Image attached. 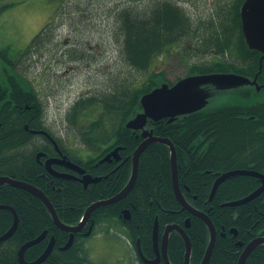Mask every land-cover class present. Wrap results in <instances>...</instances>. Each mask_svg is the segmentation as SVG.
<instances>
[{
  "label": "trees",
  "instance_id": "obj_1",
  "mask_svg": "<svg viewBox=\"0 0 264 264\" xmlns=\"http://www.w3.org/2000/svg\"><path fill=\"white\" fill-rule=\"evenodd\" d=\"M243 2H233L234 13L228 31L235 33V41L230 40V32L224 25L219 27L212 24L204 32L200 27L196 31L201 38L204 35L206 39L211 38L207 40L206 50L215 49L219 54L232 51L235 60L220 58L194 63L190 65L187 75L214 72H236L248 76L258 74V84L264 87L262 52L249 48L242 30L240 8ZM182 10L170 1H162L150 15L122 13L123 50L131 66L138 70L149 68L155 57L166 54L173 44L190 32L188 18ZM50 24L32 39L21 53L20 60L40 46ZM1 54L5 56V52ZM160 75H150L140 86L133 82L122 83V86L101 96L81 98L75 102L70 112L73 122L79 121L83 111L101 107L97 116L80 129L86 148L92 151L86 156L68 147L49 129L39 93L28 78L21 76L20 99L11 89L7 90L5 97L8 105L17 102L22 106L23 117L22 122H12L7 112V140L0 142V172L40 188L63 222L71 226L78 224L90 204L116 195L129 181L133 153L144 137L141 130L127 128L126 122L142 111L141 97L158 86ZM26 105L39 108L38 121L28 119L31 110H27ZM26 123L31 128L52 132L51 135L71 161L102 179L85 187L78 179H63L50 174L42 162L36 161L35 156L39 152L55 154L52 141L46 135L32 134L25 128ZM147 128L153 129L154 135L167 137L175 144L183 194L195 208L208 213L217 229L209 264H238L245 245L253 238L264 235V192L246 204H223L251 194L261 185V180L248 175L232 176L218 187L214 198H210L216 178L223 172L251 168L264 173V101L215 107L206 105L199 111L180 115L172 121L169 118L158 121L149 119ZM2 133L0 130V135ZM116 147H120L121 160L101 163L100 160ZM0 203L12 206L19 216L15 233L0 241V264H20L18 252L21 246L45 230L48 232L46 238L26 250L27 261L37 259L52 236L55 237L54 249L41 264H79L80 261L89 260L82 233L75 234L74 243L69 249H62L70 233L56 225L46 205L33 193L4 184L0 186ZM125 209L130 211L129 220L123 218ZM157 217L160 240L167 225L175 223L185 227L192 242L191 264H200L210 241V231L202 218L193 215L178 201L173 188L171 150L167 144L160 142L150 144L142 153L138 178L128 196L95 209L90 221L96 224L117 218L127 229L131 242L137 247L140 240L144 255L153 258L156 255L153 229ZM187 218H191L189 227L185 225ZM13 221L12 211L0 209V236L9 230ZM241 242L243 246L239 244ZM185 252L181 234L171 232L168 243L171 263L184 264ZM140 262L147 264L142 260ZM159 264L165 263L162 261ZM245 264H264V244L250 253Z\"/></svg>",
  "mask_w": 264,
  "mask_h": 264
},
{
  "label": "rangeland",
  "instance_id": "obj_2",
  "mask_svg": "<svg viewBox=\"0 0 264 264\" xmlns=\"http://www.w3.org/2000/svg\"><path fill=\"white\" fill-rule=\"evenodd\" d=\"M162 1L183 9L190 32L166 54L155 57L149 68L138 70L127 62L123 50L122 13L150 15ZM235 1L0 0V73L6 57L20 59L32 39L51 23L40 46L21 59L20 71L34 81L49 129L68 147L86 156L92 151L86 148L80 129L97 116L101 107L83 111L79 121L73 122L70 112L75 102L101 96L122 83L140 86L152 74L160 73L158 86H165L187 76L194 63L235 60L232 51L219 54L215 49L206 50L209 37L201 38L196 33L199 27L204 32L212 24L224 25L228 31ZM228 32L230 40L235 41V33ZM250 86L247 82L226 85L211 81L197 88L205 94L208 107L264 101V89H256L251 97L239 94L240 89ZM82 242L94 264H136L127 229L117 218L97 224L94 234Z\"/></svg>",
  "mask_w": 264,
  "mask_h": 264
},
{
  "label": "water",
  "instance_id": "obj_3",
  "mask_svg": "<svg viewBox=\"0 0 264 264\" xmlns=\"http://www.w3.org/2000/svg\"><path fill=\"white\" fill-rule=\"evenodd\" d=\"M242 26H243V33L245 37V41L249 48L256 49L262 52L261 59L264 58V0H244L242 6L240 8ZM249 78L245 75L235 73V72H214V73H207V74H191L186 77H183L173 84H168L165 86H157L153 88L150 92L145 93L141 97V105L142 111L138 112L133 118L129 119L126 122V127L132 129L134 131L141 130L142 136L144 140L140 143L137 149L133 153L132 157V172L128 183L125 187L118 192L116 195L93 202L90 204L82 216L80 222L76 225H68L61 220L59 217L53 203L50 201L48 196L38 187L29 184L25 181L12 179L8 176L0 177V185L7 183L15 187L23 188L35 196L40 198L46 207L48 208L50 214L56 225L70 233L69 239L67 243L62 247L63 250L69 249L75 239V234L82 232L83 229L86 227L89 219L93 213V211L99 207L110 205L116 203L125 197L131 192L132 188L134 187L138 174H139V165H140V157L144 150L152 143L160 142L167 144L171 150V165H172V178H173V188L175 195L178 201L183 205L184 208L189 210L193 215H196L204 220L207 224L209 231H210V241L205 253V256L200 264H209L211 260V256L213 253V249L215 247L216 239H217V229L210 219L209 215L205 211H200L195 208L184 196L183 191L179 184V176H178V163H177V150L175 144L171 141V139L167 137H160L154 135L153 129L147 128L148 120L151 119L153 121H158L163 118H169L170 121L174 120L176 117L180 115H185L189 113H193L203 109L207 105V99L205 94L197 88L198 84L205 83V82H218L226 85H236L242 84L247 82ZM258 83V82H257ZM259 88L261 86L259 85ZM36 132V131H35ZM38 132V131H37ZM39 132L45 133L50 135V133L46 130H39ZM51 136V135H50ZM120 147H116L107 155H105L100 162H112L113 160L119 161L121 156L119 154ZM54 162L65 164L66 166L70 167L71 169L79 172L82 176L78 177L74 174L58 172L53 169L52 164ZM47 169L57 175L59 177L65 178H73L79 179L85 187H88L91 183L98 182L102 179L100 176H93L92 174L86 173L85 169L82 168L79 164L67 159L65 157L60 158H48L46 161ZM236 175H252L256 176L261 179L262 184L259 188H257L251 194L237 199L233 201H229L224 203L223 205L227 206H237L241 204H245L258 196H260L264 191V173L252 170V169H235L230 170L227 172H223L218 176L216 179L212 192H211V200L214 198L216 191L219 185L228 179L229 177L236 176ZM0 208H5L12 211L14 215V221L12 226L6 231L4 234L0 236V241H4L10 238L18 228L19 225V216L16 210L10 205H0ZM124 219H130V211L128 209L124 210ZM185 225L189 227L191 225V218H187ZM93 228V222L91 223L90 228L88 229L86 234H90ZM177 231L181 234L184 239L186 252H185V259L184 264H191V253H192V242L187 234L185 227L179 224H169L166 226L164 236L160 242L159 236V220L158 217L156 218L154 229H153V241H154V249L156 256L155 258H147L139 243V255L141 259L145 263L149 264H158L161 260L164 261L165 264H172L169 256H168V241L171 232ZM237 233L236 230H234ZM47 231H43L39 234L36 238L27 241L24 243L18 252V259L20 264H41L43 263L51 254L55 246V237L52 236L47 248L44 252L35 260L27 261L25 258L26 250L39 243L47 236ZM264 244V236H258L252 239L242 251L238 264H245L248 256L250 253L259 245ZM240 245H243L241 242Z\"/></svg>",
  "mask_w": 264,
  "mask_h": 264
},
{
  "label": "flooded vegetation",
  "instance_id": "obj_4",
  "mask_svg": "<svg viewBox=\"0 0 264 264\" xmlns=\"http://www.w3.org/2000/svg\"><path fill=\"white\" fill-rule=\"evenodd\" d=\"M242 30H243V26H242ZM5 59H7L8 61L5 63V65L6 66H3L1 69V71H2V73H0V130H2V135H0V142L1 143H5L6 142V140H7V137H6V133H5V128H6V122H7V117H8V111H9V113H10V121H16V122H22V106L20 105V104H18L17 102L16 103H12V104H10V105H8L7 104V98H5L6 97V95H7V90L8 89H11L12 91H14L15 92V96H17L19 99H20V97L22 96V92L19 90V84H20V81H21V79H22V77L21 76H23V74L22 73H19V71H20V62L18 61V60H20L18 57H16V58H13V59H11V60H9V58H5ZM21 61V60H20ZM21 72V71H20ZM245 76H247L248 78H249V80L247 81V83L248 84H250L251 86L249 87V88H247V89H240L239 91V94H243V96H248V97H251L252 95H253V91H255L256 89H258L259 90V84L257 83L258 82V74H255V76H248V75H245ZM21 77V78H20ZM31 81V80H30ZM32 82V85H33V87H35L34 86V81H31ZM264 86V85H263ZM36 89V88H35ZM261 90H263L264 89V87H262L261 86V88H260ZM37 90V89H36ZM37 92H38V90H37ZM12 101H14V100H12ZM33 110H32V109ZM26 109L27 110H31L28 114V119H30V120H32L33 122H36V121H38V111H39V108L38 107H36V105L35 106H29V105H26ZM37 124V123H36ZM25 125V128L28 130V131H30L32 134H43V135H46L51 141H52V144H53V146H54V148H55V154H48V153H46V152H39L38 154H36V156H35V158H36V161L37 162H42L44 165H45V168H46V170L50 173V174H52L53 176H55V177H58V178H63V179H69V178H65V177H59V176H57V175H54L53 173H51L48 169H47V166H46V161H47V159L48 158H52V157H54V158H60V159H62V157H65V158H67V159H69L68 158V156H67V154H65L64 152H63V150L61 149V147H60V145H59V143H58V141L54 138V136H52L51 135V133H50V135H47V134H45V133H42V132H39V130H41V129H37V128H31L30 127V125L28 124V123H26V124H24ZM36 131V132H35ZM38 131V132H37ZM39 139L37 138L36 139V141H38ZM111 152V151H110ZM108 154V153H107ZM106 154V155H107ZM121 160V159H120ZM119 160V161H120ZM114 161V160H113ZM52 167H53V169L54 170H56V171H58V172H64V173H70V174H74V175H76V176H78V177H81L82 175L79 173V172H77V171H75V170H73V169H71L70 167H68V166H66L65 164H61V163H57V162H54L53 164H52ZM244 169H251V168H244ZM252 170H254V169H252ZM230 171V170H229ZM257 171V170H256ZM86 172V171H85ZM227 172V171H226ZM260 172V171H259ZM87 173V172H86ZM222 174V173H221ZM3 176H8V177H10L9 175H6V174H4V173H1L0 172V177H3ZM248 176H252V175H248ZM254 177H256V176H254ZM10 178H12V179H15V178H13V177H10ZM218 178V177H217ZM216 178V179H217ZM230 178V177H229ZM70 179H73V178H70ZM260 179V178H259ZM17 180V179H16ZM79 180V179H78ZM227 180V179H226ZM261 180V179H260ZM21 181H24V180H21ZM80 181V180H79ZM26 182V181H25ZM81 182V181H80ZM224 182V181H223ZM222 182V183H223ZM27 183H29V182H27ZM128 183V182H127ZM221 183V184H222ZM4 184H7V183H4ZM4 184H1L0 186H2V185H4ZM30 184V183H29ZM220 184V185H221ZM261 184H262V181H261ZM10 185V184H9ZM219 185V186H220ZM12 186V185H11ZM214 186V185H213ZM261 186V185H260ZM259 186V187H260ZM258 187V188H259ZM19 188V187H18ZM23 189V188H22ZM213 189V188H212ZM264 192V191H263ZM126 198V197H125ZM40 199V198H39ZM254 200V199H253ZM233 201V200H232ZM252 201V200H251ZM229 202V201H228ZM250 202V201H249ZM44 203V202H43ZM248 203V202H247ZM114 204V203H113ZM246 204V203H245ZM0 205H7V204H2V203H0ZM242 205V204H241ZM223 206H227V205H223ZM237 206H239V205H237ZM0 209H5V208H0ZM199 210V209H198ZM201 211V210H200ZM123 213H124V211H123ZM208 214V213H207ZM130 217H131V215H130ZM91 218V217H90ZM123 218H124V214H123ZM107 220V219H106ZM104 221V220H103ZM103 221H101V222H103ZM93 222V228H92V231H91V233L90 234H86L87 233V231H88V229L90 228V226H91V223ZM101 222H99V223H101ZM99 223H96L95 224V222L94 221H90V219H89V222L87 223V225H86V227L83 229V231L82 232H79V233H82L83 234V240L85 241V239L87 238V237H89V236H92L93 234H94V232H95V226L97 225V224H99ZM166 229V228H165ZM164 232H165V230H164ZM48 234V233H47ZM217 235H218V232H217ZM163 236H164V233L162 234V236H161V240H162V238H163ZM261 236H264V235H261ZM170 237V236H169ZM258 237V236H257ZM46 238V237H45ZM52 238V237H51ZM256 238V237H255ZM254 239V238H253ZM51 240V239H50ZM129 240H130V246H132V249L134 250V253H135V257H136V264H141V262H140V260H142L141 259V257H140V255H139V246L137 245V247H136V245H134V243L133 242H131V239H130V237H129ZM161 240H160V242H161ZM251 241V240H250ZM249 241V242H250ZM248 242V243H249ZM168 243H169V241H168ZM243 243V242H242ZM247 243V244H248ZM240 244V243H239ZM246 244V245H247ZM139 245H140V243H139ZM243 245H244V243H243ZM243 245H241V246H243ZM245 245V246H246ZM84 246H85V242H84ZM140 247H141V245H140ZM245 248V247H244ZM131 249V250H132ZM244 250V249H243ZM132 254H133V252H132ZM156 256V255H155ZM168 256H169V253H168ZM153 258H155V257H153ZM143 261V260H142ZM163 260H161L160 262H162ZM144 262V261H143ZM159 262V263H160ZM164 262V261H163ZM133 263H134V260H133ZM158 263V264H159ZM79 264H94L93 262H91V260L89 259V260H83V261H80L79 262ZM135 264V263H134ZM147 264H149V263H147Z\"/></svg>",
  "mask_w": 264,
  "mask_h": 264
}]
</instances>
